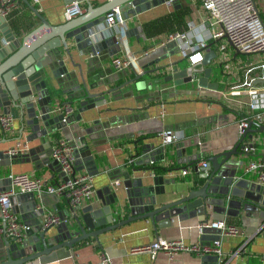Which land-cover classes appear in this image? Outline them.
I'll return each instance as SVG.
<instances>
[{
  "label": "crops",
  "instance_id": "crops-1",
  "mask_svg": "<svg viewBox=\"0 0 264 264\" xmlns=\"http://www.w3.org/2000/svg\"><path fill=\"white\" fill-rule=\"evenodd\" d=\"M107 1H86L82 15L89 7H99ZM31 2L54 26L70 19L66 14L70 3L67 0ZM121 10L125 19L124 35L120 36L105 20L94 34L77 29V39L72 34L68 39L72 58L62 46L56 60L47 61L43 71L53 98L50 107L54 109L60 101H68L71 107L65 114L60 110L45 118L39 114L37 123L24 127L19 117L8 114L9 106H0V114L13 118L12 130L4 134L0 131V189H9L7 178L11 173L26 172L59 181L61 166L52 159L51 149L58 139L68 138L77 156L75 173L93 176L94 197L82 207L102 206V195L118 220L126 219L131 205L140 212L149 211L188 194L201 183L197 172L200 160L230 150L239 141L240 119L249 113L248 96L232 89L238 82L234 74L229 78L221 67L217 74L213 68L210 80L220 84L219 90L214 91L202 90L193 82L174 86L172 80L165 78L169 72L165 73L166 68H162L183 60L178 42L167 41L169 34L185 33L191 23L199 27L206 24V13L200 2L173 0L168 4L166 0H135ZM7 23L18 36L42 22L20 2L7 17ZM4 41L0 26V64L12 54ZM126 53L134 57L132 65L116 69L114 59ZM262 60L264 55L248 62L236 61L234 73L237 71L243 77L246 66L248 69ZM183 61L190 64L186 59ZM146 70L152 72L119 87ZM115 87L119 88L109 92ZM85 91L100 93V96L89 98ZM165 128L179 132L181 139L162 144L158 133ZM253 137L245 141H254L256 151L233 158L243 160L238 171L240 178L264 186L256 171L245 173L243 167L250 161L264 160V128ZM13 148L18 149L15 155L10 153ZM184 170L188 172L184 174ZM37 201L45 209L41 220L24 219L19 204L13 205L27 231L43 225L49 212L61 214L70 210L64 196L42 193L37 195ZM235 206L230 214L211 210L208 219L200 215L184 219L173 216L159 221L158 227L151 219L136 220L102 234L100 243L92 238L78 243L74 253L62 247L27 264H97L102 255L108 256V264H264V208ZM207 220H224L240 230L237 234L220 235L222 254L210 253L218 256L217 262L213 256L204 259L192 252L169 258L163 252L153 255L132 251L158 236L196 243L201 238L198 227ZM55 227L50 232L56 231ZM3 248L4 235L0 234V250Z\"/></svg>",
  "mask_w": 264,
  "mask_h": 264
},
{
  "label": "water",
  "instance_id": "water-1",
  "mask_svg": "<svg viewBox=\"0 0 264 264\" xmlns=\"http://www.w3.org/2000/svg\"><path fill=\"white\" fill-rule=\"evenodd\" d=\"M20 1L24 2L42 23L27 34L20 35L19 33L17 36L7 23V18L0 16L4 42L12 52L0 64V106H9L8 114L13 113L15 117H19L25 127V125L37 123L39 114L43 118L50 116L55 110H60L65 114L66 107H71L70 104H67L68 101H60L54 109L50 107L53 98L43 71L47 61L52 63L56 60L58 49L62 46L72 58L68 42V39L72 37L70 34L77 39V29L80 28L87 29L88 32L94 34L105 20L108 11L115 7L121 9L124 5H132L135 0H108L99 7H89L84 15L69 19L64 24L57 26L52 25L31 0ZM67 1L72 2L73 0ZM114 38H117V35H114ZM212 44L210 43V46ZM216 58V50L208 48L204 59L200 62L186 65L183 59L162 68H166L165 73L169 72L165 78L172 80L174 86L193 82L198 86L218 91L220 84L210 80L213 72L212 62ZM150 72L152 71L146 70L137 73L134 78L119 87L139 80ZM257 83L264 84V79L258 80ZM119 87L112 88L109 92ZM85 92L89 98L100 96V93ZM254 126L258 128L254 129ZM263 128L262 124L252 121L245 133L242 136L239 135V141L232 149L208 157L206 159L207 167H202L199 176L201 183H198L195 188L180 199L143 212L134 209L131 205L128 209V217L118 220L111 204L99 192L102 206L88 204L79 207L73 214H70L68 210L61 212L60 215L64 221L55 227L56 231L54 232H50L51 227L54 226L44 228L39 222V227L27 231L21 242L9 239L4 235V248L0 250V264H27L62 247H67L71 253H74V248L78 243L87 242L92 238L100 243L102 234L136 220L151 219L153 224L158 227L159 221L170 219L173 216L184 219V217L200 215L208 219L211 210H221L222 213L230 214L231 210L236 207L235 205L250 206L252 210L259 207L264 208V186L247 178H240L238 171L243 160L233 158L234 156L241 158L246 144L245 140L248 137L253 140V134L261 132ZM221 156L223 159L220 160ZM60 171L64 176V172L61 169ZM7 180L11 185V179L8 177ZM11 200L13 205L19 204V212L24 219L32 217L41 220L40 218L45 213V209L38 204L37 194L34 192L18 193ZM210 233L213 235H209ZM220 234V229L206 227L201 239L204 240V243H210L220 239ZM211 256L214 257L215 262L218 261V256L210 254L204 256V259Z\"/></svg>",
  "mask_w": 264,
  "mask_h": 264
},
{
  "label": "built area",
  "instance_id": "built-area-1",
  "mask_svg": "<svg viewBox=\"0 0 264 264\" xmlns=\"http://www.w3.org/2000/svg\"><path fill=\"white\" fill-rule=\"evenodd\" d=\"M38 2L39 0H33ZM88 0H73L67 5L66 14L68 18H76L83 14L85 2ZM173 0H167L171 4ZM206 13V24L202 27L189 24L187 32H174L169 34L167 41L176 40L183 59L190 64H195L204 59L207 49H215L217 52L218 63L224 75L238 79L232 86L235 93H246L248 96L247 106L249 113L241 117L239 123V135L242 136L252 121L264 123V84L257 83L264 79V60L258 65L244 72L243 77L239 73H234L236 67L237 54L264 53V17L261 7H264V0H197ZM20 6V0H0V16L9 17L12 12ZM105 21L109 27H115L120 36L125 34V19L120 7H115L106 13ZM217 26V28L215 27ZM227 38L233 46L235 54L230 52L228 43L222 42ZM214 43L210 46V42ZM216 45V48H215ZM134 57L129 53L114 59V66L118 70L128 68L132 65ZM241 66V65H240ZM238 66L237 68H239ZM247 69V70H246ZM204 90L207 88L198 86ZM243 89V90H240ZM220 92L221 89H220ZM70 107H66L68 111ZM13 118L10 115L0 114V131L6 133L12 130ZM162 144L167 145L181 139V134L173 129L165 128L158 133ZM256 151L255 142H247L243 149L244 155H249ZM11 154H17L18 149L10 150ZM52 159L58 162L64 176L53 182L44 177H37L30 173H11V188L8 190L0 189V234L6 235L9 239L21 242L28 227L19 215L13 210L12 197L18 193L34 192L37 195L42 193L64 196L68 200L69 212L73 214L76 209L92 200L95 189L93 176L88 173L77 175L75 173L76 155L74 147L68 138L58 139L52 148ZM202 167H207V161L202 160L197 166V172H202ZM245 173L256 171L259 181H264V160L250 161L243 165ZM188 171L184 170L186 174ZM1 181V177H0ZM119 181H117V184ZM64 220L60 214L49 212L45 216L43 227L57 226ZM206 227L218 228L221 234H237L240 232L238 227L228 225L224 220L205 221L198 227L199 235L204 234ZM134 252H149L156 255L163 252L169 258L184 252H192L200 256L215 253L222 254L221 239L210 243L200 241L188 244L182 239H167L158 236L151 243L135 247ZM109 258L102 255L101 262L97 264H108Z\"/></svg>",
  "mask_w": 264,
  "mask_h": 264
},
{
  "label": "rangeland",
  "instance_id": "rangeland-1",
  "mask_svg": "<svg viewBox=\"0 0 264 264\" xmlns=\"http://www.w3.org/2000/svg\"><path fill=\"white\" fill-rule=\"evenodd\" d=\"M261 9V13L264 17V7L260 8ZM217 28V26H215ZM222 42H225V43H228V46H229V50H233L232 54H235L236 52L234 51V48L233 46L228 42L227 38H224L222 40ZM215 48H216V45H215ZM261 55H264V53L262 52H259V53H251V54H238V56L236 57V61L239 62V61H244V62H248V61H252L254 60L257 56H260ZM212 67L215 69L214 70V73L217 74L219 71H220V65L218 63V59H214L213 62H212Z\"/></svg>",
  "mask_w": 264,
  "mask_h": 264
},
{
  "label": "trees",
  "instance_id": "trees-1",
  "mask_svg": "<svg viewBox=\"0 0 264 264\" xmlns=\"http://www.w3.org/2000/svg\"><path fill=\"white\" fill-rule=\"evenodd\" d=\"M22 4L26 5L24 2L20 1ZM27 6V5H26ZM210 43H214L213 41H211ZM83 243V242H82Z\"/></svg>",
  "mask_w": 264,
  "mask_h": 264
}]
</instances>
